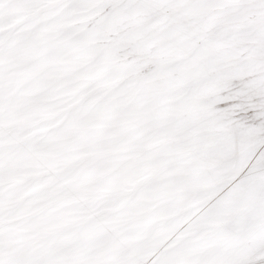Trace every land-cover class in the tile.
<instances>
[{
    "label": "snow or ice",
    "instance_id": "6c2138e0",
    "mask_svg": "<svg viewBox=\"0 0 264 264\" xmlns=\"http://www.w3.org/2000/svg\"><path fill=\"white\" fill-rule=\"evenodd\" d=\"M0 264H264V0H0Z\"/></svg>",
    "mask_w": 264,
    "mask_h": 264
}]
</instances>
